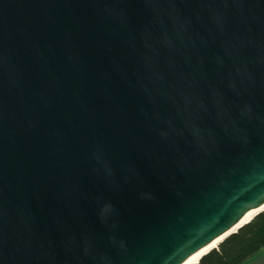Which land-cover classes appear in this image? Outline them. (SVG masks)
I'll return each instance as SVG.
<instances>
[{"label": "water", "instance_id": "1", "mask_svg": "<svg viewBox=\"0 0 264 264\" xmlns=\"http://www.w3.org/2000/svg\"><path fill=\"white\" fill-rule=\"evenodd\" d=\"M262 206L264 0H0V264H183Z\"/></svg>", "mask_w": 264, "mask_h": 264}, {"label": "trees", "instance_id": "2", "mask_svg": "<svg viewBox=\"0 0 264 264\" xmlns=\"http://www.w3.org/2000/svg\"><path fill=\"white\" fill-rule=\"evenodd\" d=\"M264 253V211L227 237L199 264H248Z\"/></svg>", "mask_w": 264, "mask_h": 264}, {"label": "bare ground", "instance_id": "3", "mask_svg": "<svg viewBox=\"0 0 264 264\" xmlns=\"http://www.w3.org/2000/svg\"><path fill=\"white\" fill-rule=\"evenodd\" d=\"M264 211V206L250 212L247 216H245L241 222L235 226L232 230H230L228 233L208 245L207 247L201 249L197 253H195L193 256L188 258L183 264H199L200 260L207 255L209 252H211L214 249H217L218 246L223 242L228 236L238 231L242 226L248 224L256 215Z\"/></svg>", "mask_w": 264, "mask_h": 264}]
</instances>
